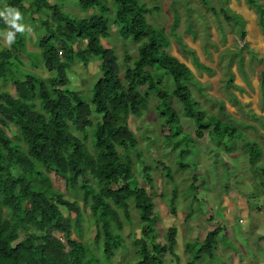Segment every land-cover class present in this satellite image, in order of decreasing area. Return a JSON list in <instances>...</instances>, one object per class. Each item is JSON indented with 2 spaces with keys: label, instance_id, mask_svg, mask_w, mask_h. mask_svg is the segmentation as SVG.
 <instances>
[{
  "label": "trees",
  "instance_id": "1",
  "mask_svg": "<svg viewBox=\"0 0 264 264\" xmlns=\"http://www.w3.org/2000/svg\"><path fill=\"white\" fill-rule=\"evenodd\" d=\"M1 1L6 8H24L23 0ZM27 1L39 19L33 18L39 26L35 44L40 59L32 66L42 64L52 75L41 77L17 68L26 51L24 42L16 45L18 33L10 48L0 49V84L11 81L15 89L12 94L0 87V264H112L117 251L125 248L121 230L130 220L131 203L140 222V235L132 240L135 264H165L164 254H173L176 246V227L167 228L165 242L157 240L152 197L137 183L133 170L136 161H143L128 117L146 110L153 93L160 126H168L165 142L180 132L174 99L197 127V135L206 130L213 137L225 131L220 119L206 116L199 107L188 86L190 66L164 49L168 42L163 29L147 22L146 14L157 7L139 0H78L83 10L93 7L95 12L77 18L48 0ZM256 7L262 19L264 9ZM111 25L121 39L137 45V55L132 59L125 55L122 64L102 42L110 35ZM5 28L12 30L0 17V31ZM240 39L245 45L244 31ZM77 41H83L82 45L74 46ZM93 60L100 61L101 75L86 100L69 85L68 71L74 61L85 66ZM160 69L171 76V89L160 84ZM10 125L17 134L10 136ZM87 128L92 149L86 143ZM179 154L185 155L186 150ZM248 159L253 170L257 162L253 155ZM142 164L150 186V167ZM49 173L61 178L65 190L77 194L87 207L94 226L91 244L100 255L79 238L81 206L54 188ZM166 175H170L168 169ZM170 197L173 213L175 194ZM211 224L214 228L195 250L185 243L184 251L192 252V258H211L219 233L226 238L225 225Z\"/></svg>",
  "mask_w": 264,
  "mask_h": 264
},
{
  "label": "rangeland",
  "instance_id": "2",
  "mask_svg": "<svg viewBox=\"0 0 264 264\" xmlns=\"http://www.w3.org/2000/svg\"><path fill=\"white\" fill-rule=\"evenodd\" d=\"M48 1L77 18H86L89 13L95 12L93 7L83 10L78 0ZM139 1L148 7H157L146 14L147 22L163 29L168 42L164 49L190 66L188 86L193 99L206 112V116L213 114L220 119V126L225 129L213 137L206 130L197 135V127L183 115L182 105L174 99L172 105L178 114L180 132L170 138V142H165L163 139L168 133V126H160L162 121L153 93L148 97L146 110L140 115L128 117V126L137 138L142 163L150 167V186L141 171V162L136 161L133 170L137 183L145 187L152 197L153 210L158 217L154 231L157 240L165 242L167 228L176 227L173 254L165 253L163 260L165 264H264V174L261 175L264 170V17L260 18L256 7L259 5L264 9V0H253L255 5L249 0ZM21 2L24 8L20 11L23 17L20 23L26 30L24 33L17 32L20 41L16 40V45L24 42L26 51L19 57L17 68L41 77L51 76V72L42 64H37L35 68L32 66L39 58L35 44L39 19L29 9L31 7L27 0ZM5 8L0 0V11ZM40 14L47 15L43 11ZM33 18L38 21H33ZM240 19L242 22H239ZM110 28V35L102 42L114 50L118 62L122 64L125 55L131 59L135 57L137 45L121 39L113 25ZM241 31L245 32V45L241 44ZM7 32V28L0 31V48H10L6 40ZM82 43L77 41L73 45ZM99 63L93 60L85 66L77 61L71 64L69 85L83 99L90 98L92 84L101 75ZM158 73L162 87L171 89V76L162 69ZM0 87L12 94L15 92L11 81H1ZM10 126V136L17 134L16 127ZM88 130L86 143L92 149ZM253 144L258 146L260 152L256 147L252 148ZM181 149L186 150L185 155L179 154ZM251 155L257 162L253 170L248 159ZM243 156L257 177V183L249 190L236 183L248 170L247 166H242ZM163 164L169 170V177ZM253 173L249 174L251 179H254ZM49 177L54 188L81 206L82 231L79 238L90 243L93 252L100 255L91 244L94 226L87 207L77 194L72 195L65 190L61 178L54 173H49ZM244 191L247 195L242 193ZM172 193L175 194L173 213L169 209ZM227 194L232 196L230 199L234 195H244V200L247 199L250 206V216L233 211L232 205L227 204ZM60 209L65 215L68 214L65 207L61 206ZM70 217H74L72 213ZM216 221L226 226V238L219 233L211 258L207 255L192 258V252L184 251L185 243L189 242L188 246L195 250L207 231L214 228L210 222L214 224ZM139 231L138 212L131 203L130 220L124 223L121 230L125 248L117 251L112 264H135L137 257L132 240L140 235ZM74 235L76 232L74 234L73 231Z\"/></svg>",
  "mask_w": 264,
  "mask_h": 264
},
{
  "label": "crops",
  "instance_id": "3",
  "mask_svg": "<svg viewBox=\"0 0 264 264\" xmlns=\"http://www.w3.org/2000/svg\"><path fill=\"white\" fill-rule=\"evenodd\" d=\"M4 4V7H6V4ZM9 46V45H8ZM5 48H8V47H5ZM1 49V48H0ZM21 56V55H20ZM35 68V67H34ZM241 163H242V166L245 168L246 166L248 167L247 165V158L243 156L242 160H241ZM252 174L253 171L250 170V167H248V170H247V173L243 172V176L239 177L240 179L237 180V184L239 183V185L243 186V187H246L248 190L254 186L255 183H257L256 179V173L254 172V179H251V177L249 176V174ZM244 194L247 195L246 191L242 192ZM251 193V192H250ZM242 197H240L239 195H234V198L233 199H230V197L232 196H229L228 194L226 195L227 197V204H231L232 207H233V211H236V213H242L244 215H249L250 214L248 213V210H249V204L247 202V199L244 200V195H241ZM226 211L228 212L227 208H226ZM229 213V212H228ZM253 218V217H252ZM251 218V220H252ZM213 220L214 219H210ZM239 221H241V219H239ZM210 222V224L212 223ZM220 238V237H219Z\"/></svg>",
  "mask_w": 264,
  "mask_h": 264
},
{
  "label": "clouds",
  "instance_id": "4",
  "mask_svg": "<svg viewBox=\"0 0 264 264\" xmlns=\"http://www.w3.org/2000/svg\"><path fill=\"white\" fill-rule=\"evenodd\" d=\"M0 17H3L5 19V22L12 29L11 31H8L6 33V40L8 45L10 46L12 43L15 42L16 33H24L26 30L25 26L20 23V21L23 19L22 13L17 8L7 7L3 11H0ZM30 30L31 29L29 28L28 31Z\"/></svg>",
  "mask_w": 264,
  "mask_h": 264
}]
</instances>
